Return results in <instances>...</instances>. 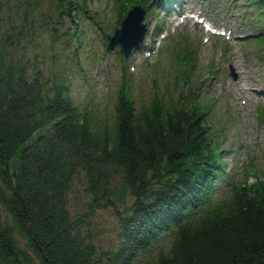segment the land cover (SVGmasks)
<instances>
[{"label": "trees", "instance_id": "trees-1", "mask_svg": "<svg viewBox=\"0 0 264 264\" xmlns=\"http://www.w3.org/2000/svg\"><path fill=\"white\" fill-rule=\"evenodd\" d=\"M150 2L159 27V11L168 16L182 5L113 0L112 30L129 8L148 10ZM76 5L0 0V264H264V172L251 182L242 173L228 182L227 152L212 133L208 102L181 92L138 102L124 84L110 119L74 105L65 60H77L69 43L80 33L68 29L58 42L48 12L56 23L72 22ZM223 6L241 12L242 25L253 30L247 44L264 46V0ZM196 59L191 50L176 54L177 82L179 74L188 80ZM78 172L91 197L89 215L110 210L118 223L108 250H98L85 221L68 212Z\"/></svg>", "mask_w": 264, "mask_h": 264}, {"label": "rangeland", "instance_id": "rangeland-1", "mask_svg": "<svg viewBox=\"0 0 264 264\" xmlns=\"http://www.w3.org/2000/svg\"><path fill=\"white\" fill-rule=\"evenodd\" d=\"M74 1L77 5L72 22L62 18L56 23V14L49 11L48 27L60 39L58 42L71 35L68 29L80 33L69 43L77 60H65L73 74L67 80L76 107L94 111L97 119L104 121L111 118L116 94L124 84L134 88L138 102L149 100L154 93L170 96L181 92L211 106L209 125L212 133L222 139L220 150L227 152L222 163L227 168L228 182L240 173L251 182L252 174L264 172V46L247 44L255 36L253 30L242 25L241 12L225 11L226 0H216L217 7L206 0H181L183 6L171 15L157 13L165 18L159 27L157 17L149 15L155 9L150 2L143 19L145 28L148 26L144 51H136L122 62L118 48L105 52V35L112 33L117 20L118 7L113 0H87L85 4V0ZM155 27L163 34L153 40ZM214 29L221 34L209 32ZM185 49L193 51L197 59L188 76L190 82L182 74L177 82L179 72L173 60ZM60 63L64 64L63 58ZM18 155L10 160L11 170L16 169ZM86 186L83 173L78 172L66 197L67 209L72 219L85 221L95 246L105 251L117 241L118 223L110 210H96L89 215L91 197Z\"/></svg>", "mask_w": 264, "mask_h": 264}, {"label": "water", "instance_id": "water-1", "mask_svg": "<svg viewBox=\"0 0 264 264\" xmlns=\"http://www.w3.org/2000/svg\"><path fill=\"white\" fill-rule=\"evenodd\" d=\"M144 16L145 10L143 8L135 6L130 9L113 35H106V53L119 48L121 54L127 60L132 52L143 43L146 34L145 24H143ZM51 32L55 34L53 30ZM231 77L235 80L234 74Z\"/></svg>", "mask_w": 264, "mask_h": 264}, {"label": "bare ground", "instance_id": "bare-ground-1", "mask_svg": "<svg viewBox=\"0 0 264 264\" xmlns=\"http://www.w3.org/2000/svg\"><path fill=\"white\" fill-rule=\"evenodd\" d=\"M181 3H183V1H181ZM183 5V4H182ZM194 16V14H192V17Z\"/></svg>", "mask_w": 264, "mask_h": 264}]
</instances>
